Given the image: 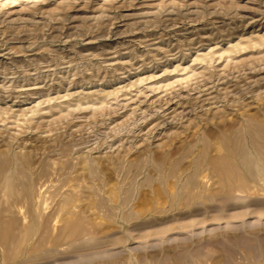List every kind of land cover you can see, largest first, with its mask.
<instances>
[{
	"label": "rangeland",
	"instance_id": "rangeland-1",
	"mask_svg": "<svg viewBox=\"0 0 264 264\" xmlns=\"http://www.w3.org/2000/svg\"><path fill=\"white\" fill-rule=\"evenodd\" d=\"M253 115L264 0H0V264H264L263 181L225 199L203 165L175 201L203 142L223 154Z\"/></svg>",
	"mask_w": 264,
	"mask_h": 264
},
{
	"label": "bare ground",
	"instance_id": "bare-ground-1",
	"mask_svg": "<svg viewBox=\"0 0 264 264\" xmlns=\"http://www.w3.org/2000/svg\"><path fill=\"white\" fill-rule=\"evenodd\" d=\"M255 70H257V69H255ZM244 117L246 118V116H244ZM243 124H244V126L241 130H235L236 129L235 128L232 131H230L229 134H227V133L221 134V136L218 138V142H219L218 150H220V151L222 150L223 154L221 152V153H218L217 155L215 154L214 156H211L209 153V150H210L212 145H210L208 142H203L204 144H203V147L201 148L199 154L192 161V167L191 168L193 171L191 174H189V175L187 174V177H186L185 188L186 189L190 188V190L188 189L189 190L188 192L186 190V192L182 191L181 193H177L178 195L176 197L174 196L175 201L177 203L178 202H186L189 200L193 201L194 199L198 198V195L195 193L194 190H195V188H197V185L199 182L198 181V174H199V171L201 170L203 165H207L209 167L210 171L212 172V174L214 175V178L218 179L217 182H219L220 190L217 192V195H222L225 197V199L233 197V195L236 192L246 191L247 187L249 188V186L252 182H257L259 180L264 182V116H260V115L247 116L245 123H243ZM220 151H218V152H220ZM6 155H8V154H6ZM186 157L187 156H185V158ZM189 158H191V157H189ZM122 161H123V159H122ZM9 162H11V161L6 159L3 154H0V176L3 172V170L5 169V167L9 164ZM16 162H17L16 172L8 179L9 187H11V190L12 189L15 190L16 193H20L27 198H31V196H33L32 195L33 190L31 191V188H32L31 187V185H32L31 177L32 176L29 174L28 161L26 158L20 157L16 160ZM123 163H124V161H123ZM123 163H122V165H123ZM149 164H150V162H149ZM122 165H121V167H122ZM135 165H133L134 168H135ZM142 165H144V164H142ZM128 166H129V164H128ZM203 167H205V166H203ZM141 168H143V167H141ZM159 169H160V167H159ZM176 171H177V165L174 164L173 168L171 167V173L169 175V178L171 176L172 179L173 178L175 179ZM159 172L161 173V171H159ZM178 182H179V180H178ZM0 195H2V194H0ZM131 195H132V193H131ZM217 197H219V196H217ZM19 198H20V196H19ZM36 200H37V198H36ZM120 204H122V203H120ZM4 220L6 222H8L6 219H4ZM84 223L85 222H83L81 219L80 220L77 219L73 224H71V226L69 225L70 226L69 230L65 234L67 236V238H70V239L79 238L84 232L88 233L89 232L87 230L88 228H86V225ZM34 224L31 225V227L27 231L29 236H31L34 233V231L36 230V226ZM12 228L13 227L7 226V224H5V223L2 224L1 214H0V248H2L4 250H8L14 246L15 241H14V235L13 234H15V233H13ZM90 233H91V231H90ZM45 234H47V233H45ZM40 238H42V237H40ZM38 243H40V242H38Z\"/></svg>",
	"mask_w": 264,
	"mask_h": 264
}]
</instances>
